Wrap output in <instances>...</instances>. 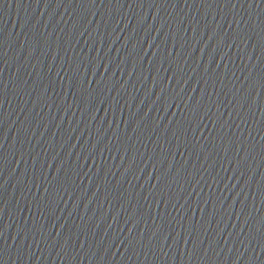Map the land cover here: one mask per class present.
Segmentation results:
<instances>
[{
    "label": "water",
    "instance_id": "95a60500",
    "mask_svg": "<svg viewBox=\"0 0 264 264\" xmlns=\"http://www.w3.org/2000/svg\"><path fill=\"white\" fill-rule=\"evenodd\" d=\"M0 264H264V0H0Z\"/></svg>",
    "mask_w": 264,
    "mask_h": 264
}]
</instances>
